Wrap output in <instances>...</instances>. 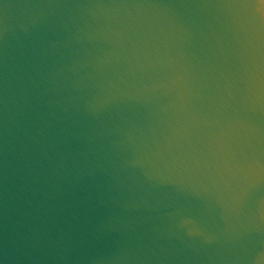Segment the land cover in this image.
Returning <instances> with one entry per match:
<instances>
[{
    "label": "water",
    "instance_id": "obj_1",
    "mask_svg": "<svg viewBox=\"0 0 264 264\" xmlns=\"http://www.w3.org/2000/svg\"><path fill=\"white\" fill-rule=\"evenodd\" d=\"M0 264H264V0H0Z\"/></svg>",
    "mask_w": 264,
    "mask_h": 264
}]
</instances>
